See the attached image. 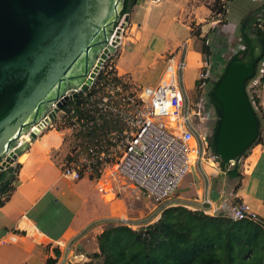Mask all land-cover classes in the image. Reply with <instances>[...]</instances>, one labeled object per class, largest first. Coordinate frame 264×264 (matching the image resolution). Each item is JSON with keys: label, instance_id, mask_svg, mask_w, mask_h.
Instances as JSON below:
<instances>
[{"label": "crops", "instance_id": "1", "mask_svg": "<svg viewBox=\"0 0 264 264\" xmlns=\"http://www.w3.org/2000/svg\"><path fill=\"white\" fill-rule=\"evenodd\" d=\"M211 6L208 0H138L130 13V32L122 36L119 45L122 46L116 65L118 75L141 88L156 85L164 73L166 56L187 42L183 85L189 95L195 94L203 51L201 47L189 46L201 38L210 39L207 32L217 22ZM228 18L229 4L225 13L227 24L224 23L228 27H220L227 37L233 34ZM194 26L199 27L200 34ZM213 53L214 61H225V65L235 55L223 59L215 50ZM204 91L205 87L198 93L207 101ZM259 98L264 113V79ZM73 138L76 139L70 129H47L32 138L19 156L15 189L0 206V264H50V259L56 260L52 264H67L59 242L70 241L88 259V254L98 249L97 237L108 220L135 219L117 194L109 200L104 195L106 190L98 188L99 184L90 177L76 180L63 174L62 167L75 145ZM260 138L250 149L252 153L242 158L239 165L245 170L240 169L238 177L230 178L224 170L219 172L218 166L207 164L201 171L205 178L202 185L200 174L191 172L196 178L189 179V185L196 187L197 196L187 202L202 201L209 186V197L217 205L241 199L264 219V121ZM240 179L242 185L229 193L227 184ZM57 249L61 251L59 257Z\"/></svg>", "mask_w": 264, "mask_h": 264}, {"label": "water", "instance_id": "2", "mask_svg": "<svg viewBox=\"0 0 264 264\" xmlns=\"http://www.w3.org/2000/svg\"><path fill=\"white\" fill-rule=\"evenodd\" d=\"M125 0H0V172L12 173L27 142L69 99L78 100L120 42ZM264 5L241 24L244 55L231 59L211 91L217 115L213 149L233 167L257 141L262 124L247 83L264 57ZM88 82V83H87ZM44 120V121H43Z\"/></svg>", "mask_w": 264, "mask_h": 264}, {"label": "built area", "instance_id": "3", "mask_svg": "<svg viewBox=\"0 0 264 264\" xmlns=\"http://www.w3.org/2000/svg\"><path fill=\"white\" fill-rule=\"evenodd\" d=\"M253 1H260L264 5V0ZM220 4L223 12L218 15L228 10L226 0H220ZM124 19L125 14L114 27L109 44L115 40L116 31L122 27ZM124 29L125 27L122 32ZM260 30L264 36V26L261 24ZM206 43L210 44V40ZM120 44L121 39L115 52ZM187 46L188 43L185 42L179 50L166 56L164 73L156 85L143 86L140 91L133 90L132 93L124 85L117 84L118 79L113 72L115 52L108 54L91 78L88 89L82 90L77 101L69 99L65 106L58 110L51 123L45 122L44 128L37 134L47 129L67 128L75 134L85 136V149L82 150L80 146L74 148L62 167L64 175L79 180L84 174L98 170V188L105 191L107 189L104 186V175L117 174L141 190L147 198L161 202L171 199L185 177L198 168V165L203 169L207 164L222 167L219 156L213 149V134L217 122L210 128L211 117L205 110L202 95L199 94V101L195 105L191 99L192 95L184 89ZM242 47L243 50L247 49V45ZM202 54L198 73L200 89L210 80L215 79L217 82L227 65L217 74L212 56L208 52ZM259 66V74L253 80L252 87L257 86L264 78V57ZM101 90L104 94L97 96ZM80 101V109L72 104ZM252 103L258 109L256 100ZM33 127L30 128V133L21 136L17 146L32 141ZM18 160L19 157L15 163ZM206 175L208 177V174ZM208 178L207 183L210 184ZM202 201L196 200L189 208L234 220L257 221L260 218L252 205L241 199L234 198L229 205H217L209 197V186ZM59 246L62 247L63 261L76 264L71 255L78 257L74 252L76 243L59 242Z\"/></svg>", "mask_w": 264, "mask_h": 264}, {"label": "trees", "instance_id": "4", "mask_svg": "<svg viewBox=\"0 0 264 264\" xmlns=\"http://www.w3.org/2000/svg\"><path fill=\"white\" fill-rule=\"evenodd\" d=\"M137 1L125 0L122 15L130 14ZM217 10L223 12L220 6ZM202 51L210 52L206 43ZM246 52L247 49L240 51L230 60ZM259 69L258 64L247 88L258 76ZM251 98L260 102L259 96ZM72 104L80 109L81 101ZM258 116L262 124L259 113ZM260 139L259 136L245 155ZM221 166L230 178L241 175L239 162L229 168L221 162ZM13 174L14 171L0 172V206L15 189ZM97 239L98 249L80 264H264V219L234 220L183 205L166 208L155 222L140 228L108 221ZM56 254L59 257L61 251L57 249ZM54 262V259L48 260L50 264Z\"/></svg>", "mask_w": 264, "mask_h": 264}, {"label": "rangeland", "instance_id": "5", "mask_svg": "<svg viewBox=\"0 0 264 264\" xmlns=\"http://www.w3.org/2000/svg\"><path fill=\"white\" fill-rule=\"evenodd\" d=\"M208 2H211V5H212L211 7L215 8V10H213V12H214L215 19H217V22L215 20L213 21L216 23H214L215 25L212 27V29L210 28L209 31L207 32L208 35H211L210 39H209L210 44L207 45L210 48L209 55L212 56V59L214 60V56L216 54L213 56V54H214L213 52L215 50V53L218 52L217 54H220L219 58L228 59V58H230V56L232 54H236L237 52H240V50H243L242 46L246 45L245 42L242 40L243 38L241 36V24L243 22V19L245 18V16L249 12H251L254 9L261 6V2L260 1H253V0H226L227 6L229 4L228 24L233 29V32H231L233 34L231 36H228V37H227V35L222 34L221 33L222 30L220 29V27H222V26L225 29L228 27V26H224V23L227 24V22L225 20V13L218 15V13H219L217 10L218 6L222 7L220 4V1L208 0ZM131 26H132L131 21L129 20L125 26V29L122 32V36H124V35L127 36L129 34ZM194 31L196 33L200 34L199 27L194 26ZM206 42H207L206 38H201V40H197V41H195V43L193 45L189 46V49L192 47H196V46L201 47V49H202L203 45ZM239 44H240V46H238ZM121 46H120V48H121ZM120 48H119V51L117 50L115 52L114 57H113V59H114V71L113 72L115 73L116 78L119 80V81L117 80V84L124 85L125 87H127L129 89V92H131V93L133 92V90L140 91L141 87H138V85L133 83L130 79L123 78V77L118 75L116 65H117L118 58L121 54ZM215 65H216L215 66V69H216L215 72L218 74L224 68L225 61H220V60L216 61V59H215ZM111 74H112V72H111ZM101 78L103 79L104 77L102 76ZM252 84H253V81H251L248 89H249L252 97L256 98V96H259V94H260V90L262 88V81H261V83H259L257 86H254V87L251 86ZM199 86H200V83L198 81L197 89H196L197 91L191 97L192 102L195 105L197 104V101H199V97H200L198 91L201 89ZM214 86H215V82H211V80L207 83V85H205L204 94H207L208 100L206 101V99H205L206 103L203 100V103L208 104L207 107H205V110H206L207 114H209V116L211 117L210 122H209L210 128H212V126H214L215 123L217 122V115L215 112V108H214V105L212 104V102L210 101V92L212 91ZM103 94H104V91L101 90L97 94V96H100ZM203 99H204V97H203ZM257 106H258L257 111H258L260 117L262 118V120L264 121L263 110L261 109L259 103H257ZM58 128H61V126H58ZM61 129H63V128H61ZM64 129H67V128H64ZM72 134H73V136L76 137V139L73 138L75 140V145L73 148L71 147L72 151L74 150L75 147L77 148L79 146L82 148V150H84L85 149V146L83 145L84 137L79 135V134H75L74 132H72ZM251 153H252V150H249L247 155H249ZM243 163H245V161H243ZM239 164H240V162H239ZM14 166H15V168H14L13 179L16 181L17 177H16L15 172L19 168V162L17 161L14 164ZM197 167L198 168L194 169V171H196L197 173L200 174V181L202 182V185H203V183L205 185V178H204V176H202V172H201L203 169L199 165ZM239 167L242 171L245 170L244 166L241 167L239 165ZM220 169H222V167H219L217 170L219 172L220 171L222 172L223 169L222 170H220ZM208 170L211 172L213 169L211 166H209ZM211 174H212L211 175L212 177L215 176V174L214 175H213V173H211ZM193 175L194 176H192L191 173H189L187 175V177H186L187 180H185V182L182 183V185L179 187L177 193L171 199L158 202V201H154L152 199L147 198L141 190L132 186V184L129 181H127L125 178H123L122 176L117 175V174L116 175L105 174L103 177V180L106 181V183H108V184L104 185L107 189L105 194H104L106 196V198H108L109 200H112L117 194L118 197L126 203L128 209H129V213H130L131 218H135L134 220L126 218V221L121 220V219H110L108 221L113 220L116 223H122L123 222V223L129 224L133 228H140L143 225L145 226V225H148L150 223L155 222L160 217L163 210H165L168 207L182 206V205L189 207L191 205V202H187V201H189L188 198L194 199L197 196L196 187L189 185V179H193V178L195 179L196 178L195 174H193ZM84 176L90 177L92 180H94L97 183V178L100 176V172L98 170H93L92 172H88V173L84 174ZM235 182H236V180L233 183L227 184L226 187L228 188L227 191L229 193H231L234 190V188H238L240 185H242L241 179H240V182H236V183ZM200 189H201V186H200ZM111 197H113V198H111ZM116 210L117 209H115L114 212H116ZM259 219H261V218H259ZM74 252L76 255H78L77 258H74L73 254H71L72 259L75 260L74 262H76V264H80L82 262L89 260V257H88V259H84L85 254L81 253L80 251L78 252L75 250Z\"/></svg>", "mask_w": 264, "mask_h": 264}]
</instances>
